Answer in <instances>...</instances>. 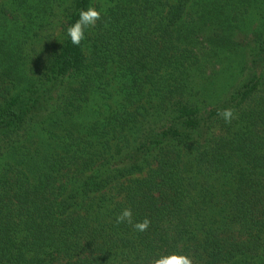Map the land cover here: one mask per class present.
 I'll use <instances>...</instances> for the list:
<instances>
[{"label":"trees","instance_id":"trees-1","mask_svg":"<svg viewBox=\"0 0 264 264\" xmlns=\"http://www.w3.org/2000/svg\"><path fill=\"white\" fill-rule=\"evenodd\" d=\"M170 253L264 264V0H0V264Z\"/></svg>","mask_w":264,"mask_h":264},{"label":"clouds","instance_id":"clouds-1","mask_svg":"<svg viewBox=\"0 0 264 264\" xmlns=\"http://www.w3.org/2000/svg\"><path fill=\"white\" fill-rule=\"evenodd\" d=\"M102 10L95 8L94 6L88 7L86 10H81L79 13V19L70 24L66 29V37L73 45L79 46L82 41L86 40L87 30L93 27L101 18ZM220 115L223 117L226 123H230L233 118V110L228 108L224 109ZM116 223H129L137 232L146 231L151 221L147 217L140 222L132 223V210L125 208L119 216L116 217ZM155 264H193L192 258L185 254L170 253L155 260Z\"/></svg>","mask_w":264,"mask_h":264}]
</instances>
